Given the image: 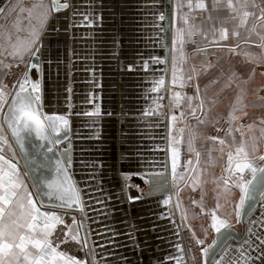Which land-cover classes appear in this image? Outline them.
Instances as JSON below:
<instances>
[{"label": "crops", "instance_id": "obj_1", "mask_svg": "<svg viewBox=\"0 0 264 264\" xmlns=\"http://www.w3.org/2000/svg\"><path fill=\"white\" fill-rule=\"evenodd\" d=\"M40 2L0 0V44L9 36L21 42L30 37L39 23L33 5ZM43 2L51 12L35 46L42 50L41 81L56 113L71 120L72 174L83 207L66 214L43 209L61 214L67 235L78 236L75 241L83 246V257L66 256L85 264H191L192 251L200 258L201 248L194 238L190 243L187 232L211 245L217 235L211 227L215 213L237 232L245 228L241 241L225 254L226 264H244L248 258L250 264L264 262V197L243 226L235 214L240 189L230 182L225 192L220 179L228 176L229 152L234 167L242 143L254 166L263 163L264 63L256 59L264 53L260 8L241 9L238 0H232L235 11L228 8L229 0H173L170 79L167 88L163 84L153 92L165 65L160 0H69V8L55 13L50 0ZM255 3L264 7V0ZM244 11L254 14L238 27ZM185 17L195 31L194 43L185 45L178 67L193 79L181 89L172 83L173 36ZM221 29H227V40L219 39ZM16 62L7 53L0 55V85L10 95L5 78ZM195 86L205 102L199 109V101L192 100L196 115L203 113L202 125L194 123L187 103L179 110L170 107L173 91L195 97ZM241 89L242 108L230 119ZM180 110L187 127L176 175L184 179H176L173 190L160 169L171 167L172 137L179 127L171 116ZM192 131L198 133L193 142L198 158L187 147ZM4 134L23 173L5 128ZM212 136L226 143L220 145ZM4 154L12 155L8 145ZM239 175L249 180L252 173L246 169Z\"/></svg>", "mask_w": 264, "mask_h": 264}, {"label": "snow or ice", "instance_id": "obj_2", "mask_svg": "<svg viewBox=\"0 0 264 264\" xmlns=\"http://www.w3.org/2000/svg\"><path fill=\"white\" fill-rule=\"evenodd\" d=\"M238 3L241 9L260 8V17L258 19L264 20V7L256 4L255 0H238ZM197 6L200 8L205 7L203 3H199ZM227 6L233 11L236 10V5L232 3V0H229ZM51 7L59 9L60 4L57 0H52ZM64 7L66 8L67 4ZM33 8L38 10L39 23L31 28L30 37L21 42L13 41L9 36L0 44V49H3L0 55L7 53L17 58L20 62L32 59L34 62L31 64V67H38L37 53L39 47L35 46L38 44L40 31L43 29L51 8L43 0L39 4L33 5ZM3 11V9H0V12ZM253 14L249 11H244L238 27L245 24L246 18ZM161 19L163 20L164 17L162 16ZM194 35L195 31L188 24L185 17L183 23L175 29L173 36V44L175 45L173 51L176 59L173 61L172 83L178 84L181 89L193 79L192 75H188L185 78L182 69L178 65L185 59V45L189 42L194 43L192 39ZM233 35L238 36L239 33L234 32ZM219 39H228L227 29L220 30ZM261 41L260 47L264 48V36H261ZM245 55L248 54L245 53ZM256 59L264 63V53L257 56ZM195 71L194 69L193 72L195 73ZM163 84V80L157 81L152 91L158 92L160 86ZM40 91L39 81L30 79L28 72H25L23 78L18 81V90L15 91L14 95H11L10 100L7 98L10 94L4 90L3 85H0V113H3L2 123H0V264H85L84 261L76 257L66 256L65 253L58 251L57 247L53 246V240L50 237H52L57 225H64L65 221L56 210H43L45 209V201L42 197L45 196L49 198V201L55 199L60 209H71L74 205L79 204V193L71 183V178L67 175L64 163L65 160L70 163V157L67 155L63 158L60 155L56 156L54 162L56 176L53 179L41 180L39 183L33 182L30 185L25 183L26 179H32L28 176L30 160L29 152L26 148L27 137L34 134L39 140L47 141L49 145H55L60 143L61 134H66L68 127V120L63 116H42L39 108ZM242 97L243 89L240 90L232 112L229 114L230 119H235L232 113L242 108ZM194 98L199 101L197 107L203 109L205 102L200 98L198 86H195V97L188 96L185 98V94L182 91H173L170 107L179 110L182 104L187 103L189 115L193 118L194 123L202 125L203 113L201 116H197V108L192 107V100ZM5 108L7 109L6 112ZM184 119L185 114L183 110H180L178 115L173 114L171 116V120L179 125L176 129V135L172 137L175 144V147L172 148L174 180L184 179L183 176L178 177L176 175L181 151L180 144L187 127ZM5 126L20 152V158L25 161V171L23 173L19 167V161L14 162L15 152L12 150V145L8 143L7 136L4 134ZM197 135L198 133L195 131L190 133L187 147L188 151L195 152V156L198 158L200 152L196 151L193 146ZM262 135H264V130H262ZM209 139L212 141L219 140L220 145L226 143L224 139H220L217 136L209 137ZM5 145H8V151L12 152L11 157H7L4 154ZM48 151H52V149L49 148ZM235 156L237 162L233 167L234 156L229 152L227 157L228 167L225 170L228 176L227 178L221 177L220 179L225 192L228 191L227 186L230 182L240 189L241 195L238 203L235 205V214L237 218H240L246 202L252 199V185L257 178V173L261 175V181L264 184V167L254 166V161L248 159L243 143L236 150ZM45 159L47 160L48 157L45 156ZM259 159L264 161V156H261ZM189 164H191V160H189ZM246 169L252 173V180H245L243 176L239 175ZM185 172H187V168H185ZM41 185L46 189L45 191H41ZM30 189H34L35 191ZM261 196L264 197V189L261 191ZM170 200L171 197H168L164 200V203L167 204ZM217 206L219 207V205ZM73 223H76V221L73 220ZM211 227L219 234L221 230L229 229L230 225L226 220L220 219L213 213ZM72 239L78 241V236L73 235ZM196 243L202 245L204 241L197 240ZM217 243L218 239L213 240L211 245L201 249L205 257L209 256L210 249L214 248ZM32 249L36 251L33 252ZM244 264H250V258L246 259Z\"/></svg>", "mask_w": 264, "mask_h": 264}, {"label": "water", "instance_id": "obj_3", "mask_svg": "<svg viewBox=\"0 0 264 264\" xmlns=\"http://www.w3.org/2000/svg\"><path fill=\"white\" fill-rule=\"evenodd\" d=\"M64 1V2H63ZM57 2L60 4V8H52V11L55 13L57 11L64 10L66 8L70 7L69 0H57ZM50 3L52 4V0H50ZM67 4V7L65 8L64 5ZM160 8H161V13L164 14L165 16V22L164 24V29L165 33L162 34L163 36V41L165 42L164 45V57L165 60V65L163 66V76L162 80L164 81V86L167 88L169 79H170V69H171V49H172V10H173V0H160ZM164 7V9H163ZM165 10V11H164ZM41 47L39 46V51L37 53V59H38V67H31V64L34 62L32 59H27L28 60V65L23 72H28L29 78L34 80V81H39L40 83V113L42 116H63V115H58L54 109V106L49 102L47 95L45 94V89L42 86V81H41V76H42V65H43V57L41 55ZM23 74L21 75L20 79L23 78ZM18 90V83L11 93V95H14L15 91ZM11 95L9 97V100L11 99ZM5 108V112H6ZM64 117V116H63ZM68 120V127L66 130V134L62 133L60 137V143L55 144V145H49L47 141H42L39 140L34 134L32 136L27 137L26 140V148L27 151L29 152V160H30V170L28 171V176L31 177L32 179L30 180V184L33 182L39 183L41 180H51L56 176V169H55V159L57 155H60L61 158H63L65 155L70 157V163H68L67 160L64 161L65 163V168L67 170V175L71 178V183L74 185L76 191L79 193V186L72 174L73 166H72V125H71V120L68 117H65ZM2 119H3V114H2ZM5 129L9 135V138L15 148V151L17 153V156L20 160L21 167L24 168L25 170V161L20 158V152L17 149L14 140L8 132L6 126ZM51 148L52 151H48V149ZM45 156L48 157V159H45ZM179 166V162H178ZM177 166V168H178ZM260 167H264V161L261 164ZM161 171L165 172L164 178L166 179L167 183L172 184V189H176V182L175 180L171 181V176L173 175V169H172V164L171 167L170 165H166L165 167H161ZM177 170V169H176ZM249 180H252V176ZM129 185L131 183H128ZM253 192H252V199H249L246 202L245 208L242 210V215L240 222L244 226L245 219L247 216L253 212L257 207L260 205L261 202V191L264 189V184H262L261 181V175L257 173V178L253 182ZM46 189L41 185V191H45ZM166 191H169V188L165 189ZM35 191V190H34ZM45 201V207L47 208H56L57 210L67 213L68 211H80L83 209L82 207V202L81 199L79 200L78 205H74L71 209H60L58 206V203L55 199H52L49 201L48 197H42ZM245 235V228L244 231L241 233L237 232L235 229H233L231 226L227 230H221V233L217 234L214 240L218 239L217 245L210 249V253L208 257H205L204 254L201 252V264H226L225 262V254L227 251H229L233 246L237 245V242H240L243 236ZM196 240H198L196 238ZM201 249L205 248L207 246L198 244ZM261 264H264L262 262Z\"/></svg>", "mask_w": 264, "mask_h": 264}, {"label": "built area", "instance_id": "obj_4", "mask_svg": "<svg viewBox=\"0 0 264 264\" xmlns=\"http://www.w3.org/2000/svg\"><path fill=\"white\" fill-rule=\"evenodd\" d=\"M27 65H28V60H25L24 62L18 61L12 64L11 67L9 68L5 78V82L8 88L11 90V93L15 89ZM65 234H67V232H66V227L64 225L57 227L53 232L52 237H50V239L53 240V246L57 247L59 251L67 253L71 256L83 257L85 251L81 243L73 240L72 238H70L68 235ZM61 241L63 242L61 243ZM194 243H195L194 240L191 239V244L194 245ZM198 247L201 248L200 246ZM190 262L191 264H201V257L199 258V256L196 255V253L194 255L191 254Z\"/></svg>", "mask_w": 264, "mask_h": 264}, {"label": "rangeland", "instance_id": "obj_5", "mask_svg": "<svg viewBox=\"0 0 264 264\" xmlns=\"http://www.w3.org/2000/svg\"><path fill=\"white\" fill-rule=\"evenodd\" d=\"M5 84H6V82H5ZM7 85V84H6ZM8 87V86H7ZM213 128V127H212ZM214 130H216V128H214ZM188 238H189V240H193V238L195 239V241H197L196 240V237H195V235L193 234V232L191 231V230H188ZM194 241V242H195ZM191 243V242H190ZM197 244V243H196ZM199 245H197V247H198ZM192 249H194L195 247H191ZM192 254L194 255L195 254V252L194 251H192ZM196 255H198V254H196Z\"/></svg>", "mask_w": 264, "mask_h": 264}]
</instances>
